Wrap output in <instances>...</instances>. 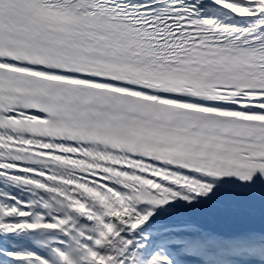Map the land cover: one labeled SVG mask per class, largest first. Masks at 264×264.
<instances>
[{"label": "snow or ice", "instance_id": "obj_1", "mask_svg": "<svg viewBox=\"0 0 264 264\" xmlns=\"http://www.w3.org/2000/svg\"><path fill=\"white\" fill-rule=\"evenodd\" d=\"M0 264H264V0H0Z\"/></svg>", "mask_w": 264, "mask_h": 264}]
</instances>
